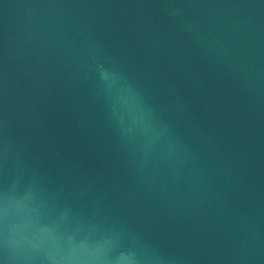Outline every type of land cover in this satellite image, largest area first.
I'll return each instance as SVG.
<instances>
[{
  "label": "water",
  "instance_id": "obj_1",
  "mask_svg": "<svg viewBox=\"0 0 264 264\" xmlns=\"http://www.w3.org/2000/svg\"><path fill=\"white\" fill-rule=\"evenodd\" d=\"M264 264V0H0V260Z\"/></svg>",
  "mask_w": 264,
  "mask_h": 264
},
{
  "label": "clouds",
  "instance_id": "obj_2",
  "mask_svg": "<svg viewBox=\"0 0 264 264\" xmlns=\"http://www.w3.org/2000/svg\"><path fill=\"white\" fill-rule=\"evenodd\" d=\"M0 264H14V261L11 258L9 260H0Z\"/></svg>",
  "mask_w": 264,
  "mask_h": 264
}]
</instances>
